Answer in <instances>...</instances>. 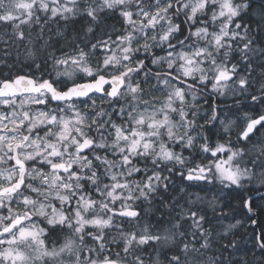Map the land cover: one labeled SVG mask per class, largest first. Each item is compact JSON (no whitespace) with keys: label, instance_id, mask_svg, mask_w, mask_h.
I'll list each match as a JSON object with an SVG mask.
<instances>
[{"label":"snow or ice","instance_id":"1","mask_svg":"<svg viewBox=\"0 0 264 264\" xmlns=\"http://www.w3.org/2000/svg\"><path fill=\"white\" fill-rule=\"evenodd\" d=\"M0 41V264H223L208 186L264 264V0H0Z\"/></svg>","mask_w":264,"mask_h":264},{"label":"trees","instance_id":"2","mask_svg":"<svg viewBox=\"0 0 264 264\" xmlns=\"http://www.w3.org/2000/svg\"><path fill=\"white\" fill-rule=\"evenodd\" d=\"M73 25L69 26L72 27ZM78 27L79 25H74ZM64 30V29H61ZM55 35H52V43L55 46ZM6 49L0 50V55H3V52ZM9 51V50H8ZM10 52V51H9ZM11 55L4 57L8 61V67H5L2 63H0V72L4 73H16V72H32L35 69H32L28 66L27 62H24L23 58H17L16 52H10ZM259 69H257V72ZM237 99V98H236ZM236 99L233 100H219L214 101L211 97L209 98V103L213 104L216 103L217 105H221L219 108L224 110L225 113H229L230 109H234L237 105L232 104L226 106L227 103L235 102ZM244 100L243 98H241ZM240 99V100H241ZM247 101L240 102L241 106H244ZM225 105V106H222ZM208 107V104L206 103ZM256 192H260L264 190V187H260L256 185ZM179 188V181H177V189ZM195 188V189H194ZM193 189L198 192L200 191L196 187ZM212 189V190H211ZM207 192H203L204 194H200L201 196H205L208 200H212L215 198L216 204V211L213 213L211 208L208 209V215L210 218L217 217L219 219H214L213 224L209 225V228H215L214 235H217V240H213V246L208 250L207 255L213 256L216 260L222 261L223 264H237L239 261L240 264H260L261 254L258 248H255L253 241H252V233L249 230L250 225L245 221V218L242 214V210L239 208V198L237 194L227 188L221 189H214L211 188ZM178 191L176 193L168 192L164 193L165 201L167 202L170 198L175 195H178ZM260 197L256 198L259 199ZM182 203V202H181ZM168 209L164 208L163 205L160 204L159 200L154 203L151 212L149 213L150 216L153 217H160L161 213L167 212ZM223 213V215H221ZM237 221L241 223L228 231L226 236H220V231L225 229V226L228 224H236ZM217 233V234H216ZM229 241L237 246L238 250H234L232 247H229ZM255 253V254H254Z\"/></svg>","mask_w":264,"mask_h":264},{"label":"rangeland","instance_id":"3","mask_svg":"<svg viewBox=\"0 0 264 264\" xmlns=\"http://www.w3.org/2000/svg\"><path fill=\"white\" fill-rule=\"evenodd\" d=\"M61 23H63V22H61ZM69 26H71V25H69ZM51 28H52L53 31H55L57 29V25L56 24H52ZM58 39H59V37L55 36V40L57 41ZM16 47H17L16 45H13V47L11 49H9L7 47V45H5L2 41H0V50L6 49V50H9L10 52H16ZM19 52L21 53V55L19 56L20 59H22V58L24 59V56H23L24 49L23 48H19ZM23 61L25 62V60H23ZM218 99L219 100H233V99H236V97H233L231 94H226L225 96L219 97ZM200 103L203 105L205 110H207L206 103L203 100H201ZM201 115H203V113H201ZM196 188L200 190V191H198L200 194L201 193L204 194L205 192L209 191L211 188L220 189V186H216V187L208 186L203 191H201L200 187H196ZM194 189H193V191L196 192ZM219 234H220V236H218V237H222V236H226L228 234V232L225 234V229H224V230L220 231ZM213 240H217V235H213Z\"/></svg>","mask_w":264,"mask_h":264},{"label":"flooded vegetation","instance_id":"4","mask_svg":"<svg viewBox=\"0 0 264 264\" xmlns=\"http://www.w3.org/2000/svg\"><path fill=\"white\" fill-rule=\"evenodd\" d=\"M211 98H212L214 101H218V98L215 97V96H212ZM241 101H242V102H244V101L246 102V100H242V99L240 100V102H241ZM232 104H236V103H235V102H232V103H227V104H225V105H226V106H229V105H232ZM215 105H217V104L214 103V106H215ZM225 105H222V106H225ZM218 106L220 107L221 105H218Z\"/></svg>","mask_w":264,"mask_h":264},{"label":"water","instance_id":"5","mask_svg":"<svg viewBox=\"0 0 264 264\" xmlns=\"http://www.w3.org/2000/svg\"><path fill=\"white\" fill-rule=\"evenodd\" d=\"M260 196H264V190L263 191H260V192H257L255 193V197L258 198Z\"/></svg>","mask_w":264,"mask_h":264}]
</instances>
